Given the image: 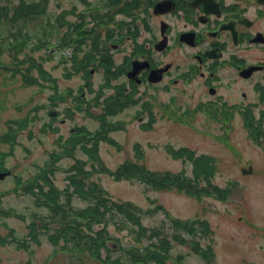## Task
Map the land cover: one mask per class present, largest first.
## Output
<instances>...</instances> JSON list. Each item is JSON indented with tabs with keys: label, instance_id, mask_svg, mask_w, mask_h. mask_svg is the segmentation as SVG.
<instances>
[{
	"label": "rangeland",
	"instance_id": "rangeland-1",
	"mask_svg": "<svg viewBox=\"0 0 264 264\" xmlns=\"http://www.w3.org/2000/svg\"><path fill=\"white\" fill-rule=\"evenodd\" d=\"M102 1L0 0V7L10 17L18 5L29 3L32 17L25 20L26 16L17 15L13 21L24 19L20 22L29 35L47 19L53 21L59 17L49 41L53 44L70 33L67 29L70 23L79 21L76 17L79 11L86 12L84 20L91 19L92 13L100 11L96 4ZM124 16V13L117 15V21ZM1 18L0 33L6 35L11 29L10 22L4 16ZM146 23L153 26L155 19L148 17ZM13 24L12 27L17 25ZM141 28L143 26L139 31ZM125 39L116 53L110 48V54H115L112 55L115 63L121 62L122 55L128 56L133 43ZM51 50L46 46L29 45L17 54L18 59H22L24 53H28L40 68L33 66L29 72L7 67L0 69V157L2 168L11 171L0 179V264H143L133 263L123 250L131 247V235L126 229H118L114 222L107 226L106 241L100 248L101 258L75 247L67 249L71 245L68 235L52 231L58 226L46 222L47 208L38 204L39 198L33 194L36 188L30 190V181L17 183V178L25 180L40 167H48L45 162L50 161V154L62 149L59 143L67 142L74 127L83 125L89 131L97 130L103 121L101 114L108 109L104 99L115 91L114 87H104L99 105L72 109L73 115L66 116L63 108H72V103L61 98L55 102L52 97L65 86L78 89L85 81L76 73L80 70L71 66L72 52L67 54L60 48ZM78 54L81 57L82 53ZM10 56L5 52L2 60L8 62ZM21 66L26 69L28 63ZM103 77L101 73H92L93 91ZM227 79L232 80V76ZM181 86L184 87L182 92L176 89L180 94L176 91L164 94L157 86L145 92L140 87L136 97L131 92L124 97L117 95L122 106L111 107L115 112L105 117L106 125L113 126L104 134L109 140L100 137L96 148L91 141L77 143L71 153L58 158L56 165L67 168V171H53L51 175L53 186L59 190L60 202L73 211L87 205L77 193V183L72 181L86 171L87 176L82 177L85 187L95 182L106 197L135 204L144 212L142 224L147 235L154 229L168 236L171 247L169 257H164L167 264L179 261L182 264H264V135H254L262 127L258 124L247 126L240 109L206 110V101L213 98L207 91L199 84L182 83L178 88ZM248 89L246 85L235 83L220 91L228 103H235L243 102L241 91L248 93ZM172 93L177 100L169 105L173 113L170 110L168 116L162 106L169 104L167 99ZM94 94L85 89V97L91 98ZM139 95L141 97H137ZM185 108L193 114L183 115ZM54 109L58 114L52 121L48 111ZM255 113L260 114L258 109ZM176 115L178 119H174ZM23 117H26V124L19 125L17 120ZM262 125L264 133V122ZM10 126L20 127L15 136L10 133ZM77 161L82 163L80 170L76 167ZM102 167L121 170L123 176L116 180L113 175L101 171ZM164 171L187 177L195 171L200 185L205 187L210 182L218 187L221 197L216 196L219 191L208 196H194L175 188H154L150 177ZM8 211V215H3ZM195 218L194 233L174 231L173 220ZM45 223H48L47 231L42 228ZM201 223L206 224V232L201 231ZM160 238L165 241L162 235ZM154 239V236H144L142 241L145 245ZM113 241L118 246L112 247ZM195 244L204 251L210 247L211 254L201 253ZM54 249L57 250L54 252ZM102 259L109 260L103 262ZM145 264L157 263L147 261Z\"/></svg>",
	"mask_w": 264,
	"mask_h": 264
},
{
	"label": "flooded vegetation",
	"instance_id": "flooded-vegetation-1",
	"mask_svg": "<svg viewBox=\"0 0 264 264\" xmlns=\"http://www.w3.org/2000/svg\"><path fill=\"white\" fill-rule=\"evenodd\" d=\"M125 1L124 30L117 28V23L99 27V46L94 57L97 64L88 72L82 69L76 73L85 80H89L92 73L103 74L99 85L103 90L104 87L115 88L114 94L107 97H115L116 104H119L117 94L140 93V87L145 92L158 86L159 91L168 94L176 89L182 92L184 87L178 88L182 83L199 84L213 97L206 101L205 109H240L248 125L258 124L263 128L264 0ZM148 17L155 19V25L146 23ZM121 33L133 44L128 56L122 55L118 64L110 48L115 53L121 48L124 41H120ZM229 75L232 80L227 79ZM235 83L246 85L248 93L241 91L243 102L228 103L220 89ZM63 89L62 100L72 103V108L63 110L71 117L72 109H81L86 104L84 99L90 98L85 97L79 87ZM95 91L98 88L92 94ZM94 104L98 102L92 98L88 107ZM255 109L260 114H256Z\"/></svg>",
	"mask_w": 264,
	"mask_h": 264
},
{
	"label": "trees",
	"instance_id": "trees-1",
	"mask_svg": "<svg viewBox=\"0 0 264 264\" xmlns=\"http://www.w3.org/2000/svg\"><path fill=\"white\" fill-rule=\"evenodd\" d=\"M109 1L114 2L116 0ZM29 5V3L18 5L12 14L13 16L10 17L7 15L8 12L4 11L3 8L0 7V21L2 20L1 17L4 16L6 21L10 22L9 26L11 28L6 35H2L0 33V67L5 65L4 61L2 60V54L7 52L11 54V59L8 62V65H11V68L13 67L15 71L21 70L29 72L33 66L40 68L35 62L34 58L27 55L28 53H24L25 57L22 59H18L17 54L23 52L22 50L29 45H35L36 48L47 46V43H49L51 36L55 31V23L58 22L57 18L59 17L54 18L53 21L51 19H47L46 22H43L39 25L34 34L29 35L28 31L22 27L23 25L20 22L21 20L30 19L32 17L30 14L33 13V10L31 8L32 6ZM17 15H23V17L26 16V18L21 19L18 22H13L15 21V17ZM106 17L109 19L110 15L107 14ZM102 20L104 19L102 18ZM12 22L17 23V25L12 27L15 25ZM61 39L59 43L62 45L63 43H67L70 37L64 40ZM97 40L98 36L93 39V49H98L99 43ZM12 50L14 52H12ZM25 62L28 63V67H26L27 70L21 66ZM21 121L25 122L26 124V118L22 119ZM112 127L113 126H108L106 124L101 125V130L98 131L101 139L109 140L106 138L105 133H107ZM10 128L11 127H9V129ZM87 140L88 139H85L86 142ZM84 149H87L85 145ZM208 164L210 163L208 162L206 166H208ZM81 166V161H77L76 167L81 169ZM47 171L48 170H44L40 177L37 178L38 181L42 180L43 182L49 184L47 192H45L43 187L39 185L40 195L44 199L41 204L47 208L48 216L46 218L48 219H46V222H53L58 226V228L55 230V234H62L64 236L68 235L71 245L70 247L66 248L75 247L78 251H86L97 258H101L100 248L106 241L105 236L108 234L107 226L110 222H114L118 229H126L127 233L132 236H130V239L134 241L133 244H130V248L127 247L123 250L127 252V255L129 254L131 256V261L133 263L154 261L157 264H167L164 257H169L168 255L171 242L167 240L168 236L162 234L160 230L152 229L149 235L146 234L147 229L142 224V216L144 212L141 211L140 207L129 201H113L104 195L102 189L95 182H91L89 183L88 187H85L84 179L82 177L87 175L85 174L86 171H83L84 174L82 177L78 179L74 178L72 181L74 180L73 182L77 183V193L81 194V196L86 200L87 205L74 211L70 210L69 208H65V204L63 202H60L59 191L50 182L49 175H52L53 171L49 170L48 173ZM101 171L113 175L116 180L122 178L123 176L121 170L110 171L109 169L102 167ZM73 176L75 177V175ZM150 184L154 188H175L194 196H208L219 191L218 195L216 196L221 197V192L218 187L211 185L210 182H207L205 187L201 186L196 173L193 174V177H187L182 173L173 174L169 171H164L156 177H150ZM8 214L9 211L3 212V215ZM116 216L118 217L115 218ZM98 223L102 224V227L94 229L93 226ZM193 225L194 222L181 221L179 219L173 220V228L176 233L184 231L186 233L192 234L195 231ZM201 225L203 226L201 231L206 232V224L201 223ZM160 235L165 238V241L160 238ZM144 236H148L149 238L154 236L155 239L144 245L142 241ZM53 239L55 243L58 242L56 236H54ZM173 239L176 240L174 236ZM61 247L65 248V246ZM208 250H210V248H208ZM108 260L109 259H104L103 262H108Z\"/></svg>",
	"mask_w": 264,
	"mask_h": 264
},
{
	"label": "bare ground",
	"instance_id": "bare-ground-1",
	"mask_svg": "<svg viewBox=\"0 0 264 264\" xmlns=\"http://www.w3.org/2000/svg\"><path fill=\"white\" fill-rule=\"evenodd\" d=\"M176 92H178V94H180V90H175ZM174 95V93H172V96ZM171 96V99H168V101H169V104L168 105H163L162 107V109H163V111H165L166 113H168L167 115L168 116H170L171 114H170V110H171V112L173 113V110L172 109H170L169 108V105H171V104H175L176 103V100H177V97H175V96H173L172 97ZM175 97V98H174ZM185 112L183 113V115H187V116H189V115H192L193 113L192 112H190L191 110H189L188 108H185V110H184ZM194 112V111H193ZM173 116H175V115H172V117ZM179 118V116H177L176 115V118H174V119H178Z\"/></svg>",
	"mask_w": 264,
	"mask_h": 264
},
{
	"label": "water",
	"instance_id": "water-1",
	"mask_svg": "<svg viewBox=\"0 0 264 264\" xmlns=\"http://www.w3.org/2000/svg\"><path fill=\"white\" fill-rule=\"evenodd\" d=\"M5 173H0V178H2L4 176Z\"/></svg>",
	"mask_w": 264,
	"mask_h": 264
}]
</instances>
